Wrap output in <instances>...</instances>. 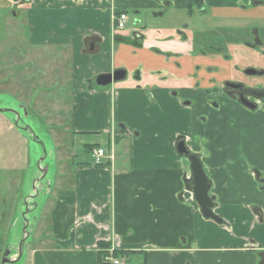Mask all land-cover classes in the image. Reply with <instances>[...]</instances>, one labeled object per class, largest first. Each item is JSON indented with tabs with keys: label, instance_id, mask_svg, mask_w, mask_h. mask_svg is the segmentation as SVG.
I'll return each instance as SVG.
<instances>
[{
	"label": "crops",
	"instance_id": "crops-1",
	"mask_svg": "<svg viewBox=\"0 0 264 264\" xmlns=\"http://www.w3.org/2000/svg\"><path fill=\"white\" fill-rule=\"evenodd\" d=\"M187 2L0 0L8 12H25L26 45L17 51L37 45L70 55L69 78L50 91L69 98L76 152L70 169L53 179L49 196L58 181L61 187L39 233L45 246L28 249L32 264H98V244L113 245L125 264H264V110H250L222 89L228 81L264 88V0H203L202 11L227 31L224 53L205 55L193 52L188 25H163L169 11L191 14ZM129 10L154 20L115 30V16ZM65 13L83 15V29L46 22ZM118 69L123 80L88 87ZM247 69L263 74L248 76ZM180 141L201 162L220 224L195 205ZM90 145L112 159L95 165Z\"/></svg>",
	"mask_w": 264,
	"mask_h": 264
},
{
	"label": "rangeland",
	"instance_id": "rangeland-1",
	"mask_svg": "<svg viewBox=\"0 0 264 264\" xmlns=\"http://www.w3.org/2000/svg\"><path fill=\"white\" fill-rule=\"evenodd\" d=\"M13 10L17 9L13 8ZM192 11L191 14L169 11L162 20L163 25H169L170 21H174L179 26L188 25V34L192 43L200 46L207 53L212 48L223 49V39L227 36V31L222 30L221 27L223 22L212 20L208 10L201 11V9L194 8ZM19 12H21L19 16H12L0 4V108L12 107L13 100L27 107L30 123L36 130L35 132L38 135L45 133L48 138L39 136L42 138L47 150L50 148L54 150L55 161L50 162L49 175L55 173L53 178L55 179V176L58 175L59 179L66 170L70 169L68 160L75 154L76 150L74 145H71L72 135L68 130L69 106L64 104L61 96L59 98L54 97V93L50 89L51 85L58 86L57 83H64L69 78L71 69L68 57L70 55L68 49L64 51L57 49L59 52H54L52 49L46 50L48 48L37 45H32L33 47L28 45L26 51L23 52L24 55L19 50L17 51V47H25L24 38H27L26 35H28L25 27L26 20L23 19L25 12ZM128 12L129 23L127 27L132 25L134 18H138L142 22H147L146 17H148V20H154L152 16L144 13L134 15L132 11L129 10ZM55 21H59L61 24H72L78 31L83 29L85 23L83 15L79 13L49 14L46 16V22ZM261 27L264 28V24ZM231 37L236 38V36ZM263 38L264 36H259V39ZM246 39L252 40L251 37ZM37 47H40V49ZM253 58L255 64L260 60L256 57ZM24 63L29 67H23ZM245 83L247 85L250 82ZM35 87L40 91L36 96L33 94L36 92ZM55 90L59 91L56 88ZM19 114L21 115V112ZM9 122L7 115L0 113V263L6 244L14 241V236L19 241L21 236V224L18 220V210L22 198L20 187L27 168L36 159V155L32 152L33 146L37 158L40 155L38 147L33 143L29 144L28 139L19 135ZM80 142L81 140H77L75 145V148L79 151L81 150L79 147ZM19 145L22 146V149ZM9 161L12 162L10 167L7 165ZM24 167H26L25 170H23ZM8 168L10 169L8 170ZM60 187L61 182L58 181L54 194L52 193L53 195L49 196L41 212L34 231L35 235L26 244L24 254L16 264H32L30 256H28V249L34 247L37 250L43 248L37 246H45L47 237L46 235H39V233L45 227L44 219L47 217L49 210L54 209L57 199L56 194ZM16 216L18 221L15 219ZM110 248L111 246L103 250L104 255L106 250ZM114 252L117 251L114 250ZM119 259L125 264L123 258Z\"/></svg>",
	"mask_w": 264,
	"mask_h": 264
},
{
	"label": "water",
	"instance_id": "water-1",
	"mask_svg": "<svg viewBox=\"0 0 264 264\" xmlns=\"http://www.w3.org/2000/svg\"><path fill=\"white\" fill-rule=\"evenodd\" d=\"M245 74L256 75L259 73L254 70H248L245 72ZM124 77L125 71L120 69L111 73L98 74L95 78L88 81V87L90 89H92L94 86L98 88H104L114 82L123 80ZM234 87L239 88V86ZM255 96L257 98H264V92H259L255 94ZM240 100L247 108L253 107L250 103L244 100L243 97H240ZM19 112H21V115ZM0 113L7 115L18 134L23 138L28 139L29 144L33 143L40 151V155L37 158L36 150L33 146L32 152L34 155H36V159L33 160L31 166L27 168L22 180V198L20 200L21 202L18 210V220L21 224L20 239L18 241V238L14 236V241L8 242L6 244L1 257L0 264H16L21 260L26 244L31 241V238L34 235L39 217L52 190L54 179L53 175L55 173L49 175V172L50 162L55 161V156L54 150L51 148L47 150L42 138L39 136L41 135L43 138H48L46 134L40 133L38 135L35 132L36 130L30 123V117L24 105L13 100L12 107L0 108ZM28 120L30 124L28 123ZM176 150L179 155L188 157L190 171L192 174V192L202 217L220 224L221 220L213 213V198L209 195L210 184L208 183L206 174L203 171L199 158L195 155L188 156V151L186 150L183 141L177 143ZM16 218L17 216L15 219ZM18 220L16 219V221ZM14 224L15 222L13 225Z\"/></svg>",
	"mask_w": 264,
	"mask_h": 264
},
{
	"label": "flooded vegetation",
	"instance_id": "flooded-vegetation-1",
	"mask_svg": "<svg viewBox=\"0 0 264 264\" xmlns=\"http://www.w3.org/2000/svg\"><path fill=\"white\" fill-rule=\"evenodd\" d=\"M13 8H15V7H11L9 9L10 10L9 13L12 16H14V15L17 16V12H19L20 10H13ZM200 9L202 11V7ZM200 9H198V10H200ZM121 14H124L127 17V21H126V25H125V28L124 29H117V26H116L115 27V30H117V31L125 30L127 28L128 23H129L128 15L125 14V13H119L117 16H115V18H117ZM136 21L139 22L140 20H138V19H135L134 20L133 19L132 26H135L136 25ZM180 38L185 41L186 40V35L185 34H182L180 36ZM132 40H134L133 43L137 41L134 38ZM87 45H88V49L90 51H94L95 50L94 47H93V43L88 42ZM210 50L211 51L209 53H207L203 49H201L200 46H196L193 43V52L194 53L196 52V54L205 55L206 53L207 54H212V53H215V54H218L219 53L220 54V53H224V49H222V48H219V49L212 48ZM248 70H252V69H247L246 71H248ZM246 71H244V74H245ZM257 73H259V74H256V75L263 74V72H261V74H260V72H257ZM248 76H254V75H248ZM137 77H138V75H137ZM234 86H239V88H235ZM222 89L225 91V93L227 95H230V96L235 97L237 99V101L240 104H242L244 107H246V106L241 102L240 97H243L244 100H246L248 103H250L253 106L252 108H248V109L254 110V109L260 108V109H263L264 110V98H257L255 96V94H257L259 92H264V88H258V89H255V90H247V89H244V86L241 83H239V82L228 81V82H224V85H223V88ZM212 106L215 107V108H217V102L214 101L213 104H212Z\"/></svg>",
	"mask_w": 264,
	"mask_h": 264
},
{
	"label": "built area",
	"instance_id": "built-area-1",
	"mask_svg": "<svg viewBox=\"0 0 264 264\" xmlns=\"http://www.w3.org/2000/svg\"><path fill=\"white\" fill-rule=\"evenodd\" d=\"M127 17L124 14L119 15L116 18L117 29H124L126 25ZM93 163L95 165L102 164V161L106 158L112 159V156H107L106 151L102 148H95L91 152ZM114 247L111 246L110 249L106 250L105 255L102 258L103 264H124L119 258L114 257Z\"/></svg>",
	"mask_w": 264,
	"mask_h": 264
},
{
	"label": "trees",
	"instance_id": "trees-1",
	"mask_svg": "<svg viewBox=\"0 0 264 264\" xmlns=\"http://www.w3.org/2000/svg\"><path fill=\"white\" fill-rule=\"evenodd\" d=\"M202 5H203V0H188V2H187V5H186V10L188 11V12H191L194 8L195 9H200L201 7H202ZM118 40H121V38H119ZM133 44H135V45H138L137 44V42H134ZM137 77V76H136ZM38 92L39 91H36V92H34L33 94H34V96H36L37 94H38ZM60 96L63 98V101H64V104H66V105H68L69 106V98H67L66 97V95H65V97L62 95V94H60ZM59 96V97H60ZM27 108V107H26ZM10 124H12L11 122H9ZM12 126H13V124H12ZM13 128H14V126H13ZM18 133V132H17ZM43 134H45V133H43ZM27 141V140H26ZM28 143V142H27ZM24 146V145H23ZM19 147H20V149H22V146H20L19 145ZM93 147H96V146H94V145H90V146H87V148L86 149H92ZM20 151V150H19ZM28 158V157H27ZM3 162H4V159H3ZM12 162L11 161H9V163L7 164L8 165V167H10V164H11ZM23 163V161L21 162V164ZM1 164H2V162H1ZM6 164V163H5ZM27 167V166H26ZM26 167H24L23 168V170H25L26 169ZM3 169V168H2ZM2 169H1V171H2ZM10 168H8V170H9ZM109 246L106 244V245H103V244H98V253H97V261H98V264H102V257L104 256V252H103V250L104 249H106V248H108ZM102 252V253H101ZM122 253H120V252H115L114 253V256L115 257H118V258H123L122 257V255H121Z\"/></svg>",
	"mask_w": 264,
	"mask_h": 264
},
{
	"label": "bare ground",
	"instance_id": "bare-ground-1",
	"mask_svg": "<svg viewBox=\"0 0 264 264\" xmlns=\"http://www.w3.org/2000/svg\"><path fill=\"white\" fill-rule=\"evenodd\" d=\"M115 28V27H114ZM104 165V164H103ZM102 253V252H101Z\"/></svg>",
	"mask_w": 264,
	"mask_h": 264
}]
</instances>
